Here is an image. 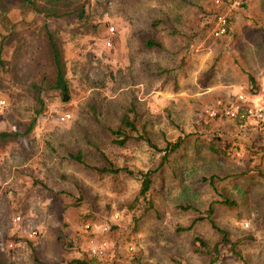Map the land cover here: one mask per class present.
Wrapping results in <instances>:
<instances>
[{
	"label": "rangeland",
	"instance_id": "1",
	"mask_svg": "<svg viewBox=\"0 0 264 264\" xmlns=\"http://www.w3.org/2000/svg\"><path fill=\"white\" fill-rule=\"evenodd\" d=\"M7 2L0 132L15 136L0 139V264H264V133L206 112L246 77L205 23L214 0H85L83 19L60 20ZM250 5L264 24V0ZM46 21L68 103L34 87L54 79ZM125 113L137 130L121 145Z\"/></svg>",
	"mask_w": 264,
	"mask_h": 264
},
{
	"label": "trees",
	"instance_id": "2",
	"mask_svg": "<svg viewBox=\"0 0 264 264\" xmlns=\"http://www.w3.org/2000/svg\"><path fill=\"white\" fill-rule=\"evenodd\" d=\"M7 1L8 0H0V8L2 11H8L12 7L11 4H9ZM21 1H22V6H24L25 4H28L35 12L39 14H43L45 20H55V19L60 20L62 17L67 16L70 13L76 14L77 17L80 19H83L86 16L85 0H21ZM4 4H6V7H3ZM245 5L246 3L244 4V6ZM230 20H233V14H232V17H230ZM231 27H232V24H231ZM44 28L46 32V39L48 40V47H49L48 51L51 52L50 54H52L53 63L55 66L54 79L50 80L46 76H44L42 80L40 81V84L34 87L37 90H40L39 88L57 90L59 91L61 100L63 102L68 103L72 100V90H71V87H70V84H69V81L66 75V65L63 61V55H62V50H61V45H60L61 38L57 36L56 34H54L53 31L50 30L47 21L44 23ZM228 35H230V33ZM223 37L215 38V39L218 41H221L224 44L223 45V51H224V48L232 46V43L230 42V40L223 41L222 40ZM229 38H232V36L230 35ZM147 46L150 48H153V47L162 48V44L158 42L156 39H149L147 41ZM221 48H220V53H223ZM1 49L2 48L0 47V65H4L5 62L1 56ZM46 53L48 52L46 51ZM250 79L254 80L253 82V85H255L254 87L258 86L256 84L254 76L251 75ZM37 100L39 101V103L41 102V104H43L40 91L38 92ZM42 111H44V106H42L39 110H37V113H40ZM31 129H32V126L28 128L29 131H31ZM136 130H137V126L135 124V120L131 119L128 113H125L120 119V124L117 126V129L112 130V133L116 135L117 137H119V138L114 139V141L116 143L124 145L126 141L131 138L132 132ZM13 135L15 136V134L13 133L0 132V139L7 138ZM177 146L178 144L175 145V147ZM103 155H104V158L108 160V157L105 154ZM75 158L78 161L83 162L81 154L76 155ZM120 169L114 168V166H112L111 164L110 166L103 168L104 171H109L113 173H118ZM129 172L132 173V171H129ZM150 185H151V179L148 176V174H145L143 176V186L141 189L142 195H145L149 191ZM213 226L217 228L215 225ZM220 231L226 234L223 230H220Z\"/></svg>",
	"mask_w": 264,
	"mask_h": 264
},
{
	"label": "built area",
	"instance_id": "3",
	"mask_svg": "<svg viewBox=\"0 0 264 264\" xmlns=\"http://www.w3.org/2000/svg\"><path fill=\"white\" fill-rule=\"evenodd\" d=\"M247 1L214 0L215 8L207 13L208 18L205 23L209 26V30L215 38H220L230 33V17H232L233 10L240 9ZM111 31H114V28H111ZM206 112L211 118H223L234 122L241 128L248 127L251 130L264 133V76L258 86L240 87L237 93L228 98L225 104L218 108L209 106ZM70 117L71 114L66 113L61 116V119L62 121H67ZM16 219L20 221L22 216L18 215ZM38 235L39 231L37 228L31 226L29 228V236L37 237ZM92 251L94 255H101L105 251V246H95Z\"/></svg>",
	"mask_w": 264,
	"mask_h": 264
},
{
	"label": "crops",
	"instance_id": "4",
	"mask_svg": "<svg viewBox=\"0 0 264 264\" xmlns=\"http://www.w3.org/2000/svg\"><path fill=\"white\" fill-rule=\"evenodd\" d=\"M241 8H245V11L233 15L234 19L231 20L230 35L232 38H229L230 35L225 36L227 37L225 40H230L232 46L225 47L223 51L224 54L233 53L232 56L239 58V69L246 76L237 80L239 83L234 85L235 90H239L240 87L255 86L253 85L254 80L250 79L251 75L254 76L257 85L264 76V24H257L263 20H255L258 18L259 10L258 7H251L250 0ZM261 13H264V10Z\"/></svg>",
	"mask_w": 264,
	"mask_h": 264
}]
</instances>
